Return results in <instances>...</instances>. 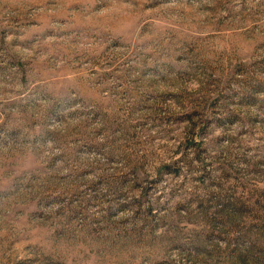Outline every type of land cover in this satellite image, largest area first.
Segmentation results:
<instances>
[{
  "label": "rangeland",
  "instance_id": "obj_1",
  "mask_svg": "<svg viewBox=\"0 0 264 264\" xmlns=\"http://www.w3.org/2000/svg\"><path fill=\"white\" fill-rule=\"evenodd\" d=\"M0 264H264V0H0Z\"/></svg>",
  "mask_w": 264,
  "mask_h": 264
}]
</instances>
